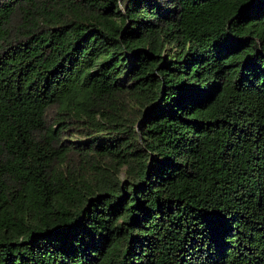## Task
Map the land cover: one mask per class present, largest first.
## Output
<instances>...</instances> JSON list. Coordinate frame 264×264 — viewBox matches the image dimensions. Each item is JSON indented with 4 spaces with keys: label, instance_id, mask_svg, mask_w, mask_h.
I'll list each match as a JSON object with an SVG mask.
<instances>
[{
    "label": "trees",
    "instance_id": "trees-1",
    "mask_svg": "<svg viewBox=\"0 0 264 264\" xmlns=\"http://www.w3.org/2000/svg\"><path fill=\"white\" fill-rule=\"evenodd\" d=\"M0 264H264V0H0Z\"/></svg>",
    "mask_w": 264,
    "mask_h": 264
}]
</instances>
